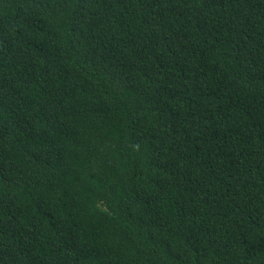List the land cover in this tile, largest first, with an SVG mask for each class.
<instances>
[{"label": "trees", "instance_id": "trees-1", "mask_svg": "<svg viewBox=\"0 0 264 264\" xmlns=\"http://www.w3.org/2000/svg\"><path fill=\"white\" fill-rule=\"evenodd\" d=\"M0 264H264V0H0Z\"/></svg>", "mask_w": 264, "mask_h": 264}]
</instances>
